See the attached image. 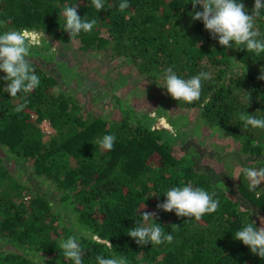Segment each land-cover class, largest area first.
<instances>
[{
    "label": "trees",
    "instance_id": "1",
    "mask_svg": "<svg viewBox=\"0 0 264 264\" xmlns=\"http://www.w3.org/2000/svg\"><path fill=\"white\" fill-rule=\"evenodd\" d=\"M120 2L105 0V9L97 12L91 0H0V21H6L7 30L27 28L62 44L76 43L89 56L106 51L112 59H124L152 79L168 103L197 110L205 125L232 137L236 157L246 155L254 168L264 167V129L245 127L239 119L244 112L264 118V81L257 79L264 53L249 52L243 45L225 50L201 21L191 20L192 0H128L124 11ZM238 2L252 13L254 0ZM69 6H77L82 18L97 19L91 33L70 39L62 15ZM196 10L202 11L199 6ZM255 29L257 39L264 40V8L255 18ZM29 60L40 78L30 93L11 98L3 91L7 84L0 72V264H43L40 259L72 264L59 243L82 230L97 237L79 236L83 264H96V255L107 258L112 252L126 256L129 264H264L233 238L248 220L258 227L257 217H264V189L249 190L246 178L236 191L226 180L216 181L184 127H156V116L121 98L115 99L119 117L85 107L87 88L98 98L111 96L59 60L49 44L33 47ZM169 67L183 79L210 73L211 79L202 81L199 101L185 104L167 94L162 75ZM25 99L24 111H14ZM45 119L55 130L53 136L41 128ZM106 134L116 137L111 151L96 143ZM9 163L26 173L27 180ZM189 182L215 193L220 202L215 213L197 221L157 209L168 189ZM140 210L157 212L155 223L173 241L140 246L127 236ZM105 240L113 249L104 246Z\"/></svg>",
    "mask_w": 264,
    "mask_h": 264
},
{
    "label": "clouds",
    "instance_id": "2",
    "mask_svg": "<svg viewBox=\"0 0 264 264\" xmlns=\"http://www.w3.org/2000/svg\"><path fill=\"white\" fill-rule=\"evenodd\" d=\"M91 4L97 12L105 9V0H91ZM192 21H201L204 30L210 33L211 38L218 39V43L225 50L243 45L244 49L256 54L264 53V40L257 39L259 31L255 29V18L259 11L264 8V0H254V8L249 14L243 2L238 0H192ZM128 0H121L119 10L129 8ZM199 6L202 11H197ZM64 17L63 30L71 38L81 33H91L97 24V19L78 15L77 6H69L63 9ZM42 40L49 43L50 38L45 37V32L39 33L27 28L21 30H7L6 21H0V72L5 73L3 80L7 86L3 89L11 98L17 97L21 92L27 94L34 91L40 85V78L35 74L34 68L30 65L29 56L31 49L40 45ZM230 42H234L230 43ZM200 43L196 47H200ZM55 51V47H52ZM234 60V59H233ZM258 80L264 81V68L260 69ZM164 88L167 94L175 101L192 104L201 99L202 81L211 79L210 73L201 72L189 79H183L176 74L173 68L169 67L162 75ZM250 99V98H249ZM204 104L208 103L205 99ZM203 106V104L201 105ZM27 107V100L18 103L14 111H24ZM239 119L245 127L253 129H264V118H257L255 114L246 112L239 115ZM116 137L111 134L103 135L96 141L98 146L106 151L114 147ZM242 172L249 182V190L255 191L259 185L264 183V167L259 169L243 167ZM166 197L163 203L157 204V209L166 213L174 212L178 218H195L199 221L206 213H215L219 207V200L215 199V193L209 194L201 187H194L191 182L186 185L174 186L168 189L163 195ZM144 208V206H143ZM142 208V209H143ZM139 220H135V226L127 230L130 238L138 245H161L171 243L173 236L164 231V227L155 223L157 212L139 211ZM254 211L252 215H254ZM251 215V216H252ZM250 218V217H249ZM260 227L255 222H248L234 235V240L250 249L253 255L264 260V217H257ZM172 227L177 228L175 225ZM79 236L90 238L96 241L97 237L91 230L80 231L79 235H70L67 239L61 240L59 248L63 257L72 264H83L84 251L81 247ZM104 246L113 249L110 240L104 241ZM96 264H129L126 256L112 252L109 257L103 254L96 255Z\"/></svg>",
    "mask_w": 264,
    "mask_h": 264
},
{
    "label": "rangeland",
    "instance_id": "3",
    "mask_svg": "<svg viewBox=\"0 0 264 264\" xmlns=\"http://www.w3.org/2000/svg\"><path fill=\"white\" fill-rule=\"evenodd\" d=\"M45 37L50 38L49 43L42 40L41 44L54 46V52L59 60L76 67V70L87 80L104 86L107 94L111 96L104 100L94 96L92 90L87 88L85 107L95 109L97 113L108 118L119 117V104L115 100L118 97L137 110L156 116V127L168 129H173L176 125L184 127L188 134L193 137L194 142L199 144L202 154L201 163L209 165L214 170L213 175L216 181L220 178L226 180L231 190L236 191L241 181L246 178L242 172L243 167L254 168L246 155L235 156L238 148L232 137L218 127L205 125L199 119L197 110L178 108L168 103L153 80L139 75L124 59H112L111 54L106 51L89 56L81 52L76 43L62 44L47 34ZM41 128L48 135L53 136L55 133L48 119L41 123ZM8 166L24 181L27 180L26 173L25 176L24 172L19 170L17 166L12 163H9ZM263 189L264 183L259 185L255 191L260 192ZM257 225L260 227L258 218ZM40 260L43 264H50L48 260Z\"/></svg>",
    "mask_w": 264,
    "mask_h": 264
}]
</instances>
